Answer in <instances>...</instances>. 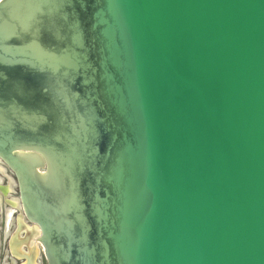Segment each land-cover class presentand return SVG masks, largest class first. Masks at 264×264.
<instances>
[{"label":"water","instance_id":"water-1","mask_svg":"<svg viewBox=\"0 0 264 264\" xmlns=\"http://www.w3.org/2000/svg\"><path fill=\"white\" fill-rule=\"evenodd\" d=\"M0 161L47 264H264V0H0Z\"/></svg>","mask_w":264,"mask_h":264},{"label":"rangeland","instance_id":"rangeland-1","mask_svg":"<svg viewBox=\"0 0 264 264\" xmlns=\"http://www.w3.org/2000/svg\"><path fill=\"white\" fill-rule=\"evenodd\" d=\"M0 185L1 186H10V194H3L0 192L2 199L0 202V264H16L19 262L16 257L12 254L10 249V238L11 235L17 230L18 227V219L20 218L23 222H26V218L23 212L21 205L17 208H14L15 213L12 216V221L9 226L8 233L5 232L6 225V217L5 211L11 206L7 203V200H13L19 198V194L17 191V184L13 179V175L10 172V169L6 164H1L0 162ZM30 226H35V223L30 222L27 223ZM36 241L39 243L40 247V264H47V259L45 257L43 247L39 241V237L36 238ZM38 261V263L40 262Z\"/></svg>","mask_w":264,"mask_h":264},{"label":"flooded vegetation","instance_id":"flooded-vegetation-1","mask_svg":"<svg viewBox=\"0 0 264 264\" xmlns=\"http://www.w3.org/2000/svg\"><path fill=\"white\" fill-rule=\"evenodd\" d=\"M0 169H2V168L0 167ZM13 177H14V175H13ZM14 180H15V177H14ZM17 191H18V194H19L18 188H17ZM0 192L5 194V195L10 194V186L2 187L0 185ZM1 199H2V196L0 195V202H1ZM7 203L11 206V208L6 209V211H5V217H6L5 232L8 233L9 226H10V223L12 221V216L15 213V211H14L15 209L14 208L19 207L20 206V202L17 199H13V200L10 199V200H7ZM36 238H37L36 226H30L27 223L23 222L19 218L18 219L17 230L11 235V238H10V249H11V252L16 257V259L19 261L16 264H19L21 262L26 261V258L25 257H21V256L25 255V254H30L31 253V249H33V247H34L33 246L34 243L39 248V261H40V254H41L40 253V247H39V243L36 241ZM40 263H41V261L39 262V264Z\"/></svg>","mask_w":264,"mask_h":264},{"label":"bare ground","instance_id":"bare-ground-1","mask_svg":"<svg viewBox=\"0 0 264 264\" xmlns=\"http://www.w3.org/2000/svg\"><path fill=\"white\" fill-rule=\"evenodd\" d=\"M4 187V186H2ZM1 195V194H0ZM16 201V200H15ZM12 212V211H11ZM9 213V212H8ZM8 216V215H7ZM9 217V216H8ZM8 223V222H7ZM29 230V229H28ZM36 235H37V238L39 236V231H38V228L36 227ZM33 237V236H32ZM31 237V238H32ZM30 240V239H29ZM36 242V241H35ZM37 243V242H36ZM31 246V245H30ZM33 249H31V253L30 254H25V255H22L21 257H25L26 258V261L24 262H21L19 264H39L38 261H39V248L38 246L34 243L33 244ZM21 250V249H20ZM26 250V249H25Z\"/></svg>","mask_w":264,"mask_h":264}]
</instances>
